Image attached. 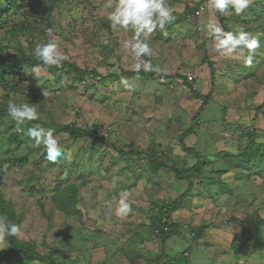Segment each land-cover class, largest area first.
Masks as SVG:
<instances>
[{"label": "rangeland", "instance_id": "1", "mask_svg": "<svg viewBox=\"0 0 264 264\" xmlns=\"http://www.w3.org/2000/svg\"><path fill=\"white\" fill-rule=\"evenodd\" d=\"M116 2L60 0L57 8H50L49 21L32 16L25 20L19 10L0 14V49L8 59L14 60L20 50L34 54L38 44L58 40L59 51L68 56L64 62L90 72L86 79L76 81L75 74L67 69L0 71V111H6L5 116L0 112V162L6 161L0 164V193L21 217L19 241L33 243L40 255L52 256L56 263L130 264L131 258H136L137 264H158L155 259L160 256L162 238L156 233L154 215L160 206L178 199L188 185L170 170L152 171L148 156L154 155L168 168L179 170L197 162L184 153L178 138L191 127L202 96L210 92L205 56L213 65L214 88L198 127L184 143L205 159L204 177L215 173L210 180L204 178L203 184L196 183L200 190L195 188L180 201L183 208L177 214L178 221L185 218L188 204L191 199L197 201V195L212 199L213 193L218 197L224 191L234 197L233 201L238 193L243 195L244 185L237 192L227 184L231 177L228 170L243 168L225 164L239 155V149L252 148L259 153V159L248 162L243 170L250 176L251 187H256V171L264 172V108L257 111L264 102V1L250 0L244 12L237 15L231 6L222 13L214 10L208 0H166L175 19L150 35L151 54L142 57L161 67L159 74L135 68L136 56L125 46L134 30H115L108 19ZM29 3L35 8L41 6H35L33 0H22L26 12L33 9ZM4 4L0 0V7ZM186 7L193 11L183 19ZM214 11L225 19V31L243 28L260 39L262 46L256 50L251 66L236 53L216 50L206 27L210 21L221 26ZM128 71H142L144 75H122ZM153 74L181 78L165 80ZM106 75L114 77L103 79ZM122 77L131 88L121 82ZM9 101L33 104L39 119L18 127L7 114ZM34 124L55 130L54 137L64 149L56 163L47 160L42 144L36 146L26 135L27 127ZM65 125L94 127L97 136L114 147L89 139L72 141L59 131ZM130 150L138 153H118ZM11 159L24 161L12 164ZM220 170L227 173L221 182ZM261 178L264 180V175ZM71 185L77 189L76 207L71 210L67 206L65 211L59 207L64 204L57 193ZM124 191L131 193L128 202L132 212L118 216V200ZM256 192V199L264 200V191ZM257 212L264 217V207ZM179 226L180 233L169 239L165 255L190 264L187 253L191 252L192 260L200 264L210 250L194 251L199 239L194 240L191 225ZM255 227L249 230L257 246L261 243L258 239H264V225ZM9 248L7 239L0 241V254ZM0 264L41 263L9 258L0 259Z\"/></svg>", "mask_w": 264, "mask_h": 264}, {"label": "trees", "instance_id": "2", "mask_svg": "<svg viewBox=\"0 0 264 264\" xmlns=\"http://www.w3.org/2000/svg\"><path fill=\"white\" fill-rule=\"evenodd\" d=\"M5 2L4 5H2L0 7V14H8V13H16L18 10L20 11V13L25 14V17H23L25 20L27 19L28 16H32L33 18H38L40 21H49L51 19L50 17V8H57L58 3L60 2V0H53V2H50L52 0H33L37 3H35V6H40L39 8H35L31 3H29V6L33 7L32 10H29L28 12H26L24 9H22V5H21V1L22 0H2ZM25 3H28L29 0H24ZM264 1V0H263ZM49 3V4H48ZM39 9V10H38ZM193 11L192 8L190 7H186V9L184 10L183 15H181L183 19H185V17H187L191 12ZM219 23L221 24L222 27H224V30H226V22L225 19H223L218 12L214 11ZM4 22V21H3ZM2 24V21H0V25ZM208 42H206L207 44ZM203 62L207 63V66L210 70V77H209V84H210V92H213V88H214V69H213V65H211L208 61H207V57L205 56L203 59ZM40 61L37 60V58L35 57L34 54H30V53H25L23 50H20L18 52V54L16 55L14 60H10L8 59L2 52V50L0 49V71L2 72H7V73H13L16 70H21L24 67H34L37 64H39ZM43 68V67H42ZM55 68L57 69H67L69 71H71L72 73L75 74L74 76V80L76 81H82V79H86L87 75L90 74V72L88 70H83L80 69L79 67H77L75 64H71V63H66L63 62L62 66L60 67H48L46 71L52 72ZM44 69V68H43ZM93 75L96 76V73H91ZM125 77H141L144 75V72L142 71H128V72H123V74ZM153 76H155L156 78H161V79H167V78H178L180 79L181 77L178 75L175 76H171V77H167V76H163L161 77L160 75H155L153 74ZM112 77H114L113 75H106L103 76V79H111ZM184 81H187L185 78L183 79ZM189 89L191 90L192 94H196V92L192 89V87H189ZM210 92L206 95V96H202V103L200 105V108L198 110V112L193 116L192 118V125L190 128H188L187 131L182 132L181 135H179L178 141H179V145L181 146V149L184 151V153H186L187 155H191L193 157H195L197 159V162L188 168H184L183 170H179L177 167H170L168 168L165 163L161 160L155 159L154 155H149L148 156V165L151 168L152 171L157 172L158 170L164 169V170H170L172 171V173L174 174V176L176 177V179H178L179 181H185L187 182V189L185 190V192L178 198L175 199L174 201H172L170 204L168 205H162L160 206L156 213H155V219H154V223H155V228L157 230V234H159L162 238L161 242V253L160 256L156 257L155 262H157L158 264H185L183 262L184 259H169L170 257H167L165 255V250H166V243L169 241V239L180 233V226L174 222H172L171 219V214L173 212H175L177 209H179L180 207H182V203L180 202L181 200H183L184 198L189 196V193L194 190V187L197 186L196 182H198V180L206 178L205 180H210L211 177H204L203 171L204 168L206 166V162L205 159H203L202 155H199L194 148L188 147L185 145L184 143V139L190 135L194 134V128H197L200 121H199V116L202 112V110L204 109V106H206L209 103V99H210ZM264 108V102L257 107V111H261ZM2 116H5L6 111L4 109H2L1 111ZM59 131L62 133H65L68 135V138L71 139L72 141H77L80 139H89L95 142H100L103 143L105 145H109L112 148L114 147L113 144H109L107 143L103 138H99L96 134V129L94 127L89 128V129H81L79 127H76L75 125H65V126H61L59 127ZM118 153L120 155H124V156H132L133 154L138 153L136 150H130L129 152L124 153L123 151H118ZM259 153L258 152H254L252 148L250 149H239V155H235V158H229L228 162L225 161L226 165H228V163H234L235 167H240L243 168L244 170V166L245 168H247L246 166L250 163L248 162H252V160H257L259 159L258 157ZM226 156V155H225ZM257 158V159H256ZM9 160L10 163L12 164H18V163H22L24 160H20L19 161H15ZM6 161H1L0 164L1 166L5 163ZM255 163H261V165H263L262 161H257ZM245 164V165H244ZM21 166V164H20ZM211 175L213 173H210ZM218 174H221V172H218ZM200 178L197 180V178ZM248 178V177H247ZM201 181V180H200ZM200 183V182H199ZM76 194H77V189L75 186L71 185L67 188H64L62 191H59L57 193L58 197L61 198V202L64 204L63 206L59 207L62 210H66V207L68 206L71 210H74L76 207ZM0 213L2 216H5L9 222L15 223L17 225L20 224V220L21 217L16 216L14 210L9 206V204L6 202V200L4 199L3 195L0 193ZM76 213L80 214L78 211H76ZM245 221L248 223H264V220L260 217V215L256 212L253 213L251 215H248L245 218ZM207 226H199L197 227L195 230H192V233H194V238L195 240L199 239L204 231L206 230ZM247 234L243 231L239 236L235 237V239L232 241L231 243V248L234 250L235 253H239V248L241 246V243L244 242V239L246 238ZM10 248L8 251L3 252L2 254H0V259L1 260H7L9 258L14 259V260H21L25 263H29L32 261H36L39 262L41 264H63V263H56L53 260L52 256H42L38 253V251L36 250V247L33 243H27V242H22L19 241V239L17 238V235L15 236H11V237H7L6 238ZM217 246H215L216 248ZM218 249V247H217ZM130 264H137V260L136 258H131L130 260Z\"/></svg>", "mask_w": 264, "mask_h": 264}, {"label": "clouds", "instance_id": "3", "mask_svg": "<svg viewBox=\"0 0 264 264\" xmlns=\"http://www.w3.org/2000/svg\"><path fill=\"white\" fill-rule=\"evenodd\" d=\"M249 2L250 0H208V6L221 13L231 6L239 15L248 7ZM109 4L111 5V0H109ZM108 19L111 22V27L115 30H119L121 27L125 29L131 27L134 30L132 39L126 41L125 46L129 47L136 56L135 68L137 70L143 67L145 71H152L157 74L163 71L161 67L154 66L149 60H143L142 57L151 54V47L148 42L150 35L157 28L163 29L166 24L175 19L173 10L167 5L166 0H117L115 9L109 14ZM206 27L218 52L236 53L239 58L243 59L246 66H251L256 50L262 46L258 37L252 36L243 28L236 31H225L215 21H210ZM107 43L108 41H105V44ZM245 52H247V55H245ZM34 54L37 60L40 61L39 64L34 66V73H39L42 67L44 70L52 66L60 67L68 59L66 54L59 51L58 40L38 44ZM121 82L126 87L131 88L126 78L122 77ZM7 114L18 127L36 121L40 116L33 104H17L12 101L7 104ZM54 131L53 128H45L40 124H34L27 127L26 132V135L34 140L36 146L41 144L44 146L46 158L52 163H56L64 155V149L54 137ZM130 195L131 193L127 191L120 193L116 209L118 216H127L132 212L131 203L128 202ZM19 231V225L9 222L5 216L0 215V241L17 235ZM239 263L241 262L234 264Z\"/></svg>", "mask_w": 264, "mask_h": 264}, {"label": "crops", "instance_id": "4", "mask_svg": "<svg viewBox=\"0 0 264 264\" xmlns=\"http://www.w3.org/2000/svg\"><path fill=\"white\" fill-rule=\"evenodd\" d=\"M262 170L263 169H259L254 174L256 187H251L248 184L250 176L245 174V171L240 169L228 170L231 177L230 179H227V184L230 183L237 192L238 190L243 189H241V186L244 185L245 188V190H242L243 192H241L243 195L238 193L234 201L232 200L233 196H227L224 191L222 193L220 192L218 197L216 195L214 196L213 193L212 199H208L204 195H197V201L191 199L190 204H188L189 206L186 209L185 218L179 220L181 223L178 221L177 214L182 212L181 208L183 207H180L175 213L171 214L172 222L178 225H181L182 223L191 225L190 227L193 230L199 226H207L203 235L199 238V241L194 243V251L200 250V248L210 250L208 256L204 257L200 264H234L237 262H243L244 264H264V239H258L261 243L254 246L255 236L252 233L253 230L257 229L255 225H264V223H248L245 221V218L248 215L257 212V208L264 207V200L256 199L257 189H262V191H264V180L261 178V176L264 175V172H262ZM220 172L223 173L220 174L219 182H221V179L227 175L223 170H220ZM202 175H204V171ZM211 176L213 177V174ZM199 182L200 184H203L204 180H198L196 183ZM197 186H195L194 189ZM196 190L199 191L200 188H196ZM229 191V193H231L230 189ZM260 217L264 220V217H262L261 214ZM243 231L247 236L244 239V242L241 243L239 248L240 252L235 253L231 248V243L235 237L239 236ZM215 246H217L218 249L217 247L215 248ZM187 257L190 264H197L195 260H192L191 252L187 253Z\"/></svg>", "mask_w": 264, "mask_h": 264}, {"label": "built area", "instance_id": "5", "mask_svg": "<svg viewBox=\"0 0 264 264\" xmlns=\"http://www.w3.org/2000/svg\"><path fill=\"white\" fill-rule=\"evenodd\" d=\"M190 79V78H189ZM240 264V263H239Z\"/></svg>", "mask_w": 264, "mask_h": 264}]
</instances>
